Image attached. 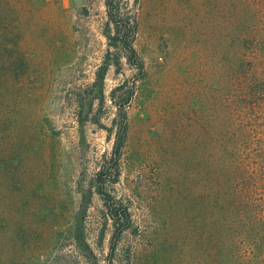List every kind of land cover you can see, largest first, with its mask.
Segmentation results:
<instances>
[{"label": "trees", "instance_id": "16d2710c", "mask_svg": "<svg viewBox=\"0 0 264 264\" xmlns=\"http://www.w3.org/2000/svg\"><path fill=\"white\" fill-rule=\"evenodd\" d=\"M51 1L0 0V264L40 260L53 236L83 243L94 264L101 260L86 240L78 212L60 233L64 224L52 193L58 134L42 127L50 90L38 85L46 81L47 56L40 55L54 45L45 12ZM103 2L107 49L88 85L91 94L83 100L79 93L73 100L75 116L81 127L100 124L91 118L93 106L96 101L103 106L107 73L124 59L134 74L109 94L116 109L108 129L114 144L93 168L86 191L102 204L100 244L106 226L112 228L103 264H139L143 243L123 249L119 242L134 232L142 241L145 236L135 223L131 197L115 185L121 179L136 82L146 76L145 61L135 48L140 0ZM209 2L218 14L210 9L211 25L215 16L219 20L207 57L215 67L210 77L217 88H208L211 102L201 119L193 115L189 128L173 127L168 140L173 149L160 147L155 179L158 209L165 215L158 220L168 219L187 233L188 264H264V0ZM191 30L189 24L182 28L183 43L190 40L184 49L192 46Z\"/></svg>", "mask_w": 264, "mask_h": 264}, {"label": "rangeland", "instance_id": "374dc122", "mask_svg": "<svg viewBox=\"0 0 264 264\" xmlns=\"http://www.w3.org/2000/svg\"><path fill=\"white\" fill-rule=\"evenodd\" d=\"M130 2L133 4L134 0ZM209 5V0H140L138 5L139 32L135 48L145 61L146 76L136 82V93L129 108L122 174L115 188L120 194L131 197L135 223L145 236L142 241L134 232L124 235L119 242L123 249L143 243L139 264L189 263L187 233L168 219L158 220L165 214L158 209L155 163L159 161L161 146L172 147L168 140L173 127L179 124L188 127L193 115L201 119L211 102L208 88L211 84L217 88V82L210 77L215 67L207 57L211 40L216 41L218 36L219 20L217 7L211 9ZM58 8L64 12L57 11ZM210 9L216 15L215 26L211 25ZM45 12L50 18L48 23L52 29L48 28V34H53L54 45L46 55H40L41 58L47 56L43 67L46 81L38 85L50 90L41 112L42 127L50 134H58L57 160L52 165L57 183L52 186V193L56 212L64 224L60 233L65 234L71 226V216L78 212L84 219L86 240L101 259L99 264H103V258L109 255L112 228L110 224L106 226L100 244L102 204L96 196L90 197L86 182L102 160V154L111 152L114 144L108 129L116 109L109 94L134 73L124 59L121 66L110 67L104 82L105 102L100 107L96 101L91 115L100 119V124L88 122L81 127L76 120L73 100L79 93L87 100L91 94L88 85L94 81L104 61L107 49L102 34L106 22L104 2L52 0ZM188 24L195 37L192 46L184 49L190 40L183 43L182 28ZM55 238L52 237L41 259L35 258L29 264L95 263L83 243Z\"/></svg>", "mask_w": 264, "mask_h": 264}]
</instances>
